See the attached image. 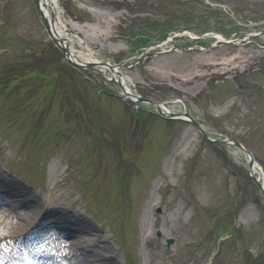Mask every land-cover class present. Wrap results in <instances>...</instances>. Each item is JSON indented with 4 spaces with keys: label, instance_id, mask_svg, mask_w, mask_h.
I'll list each match as a JSON object with an SVG mask.
<instances>
[{
    "label": "rangeland",
    "instance_id": "374dc122",
    "mask_svg": "<svg viewBox=\"0 0 264 264\" xmlns=\"http://www.w3.org/2000/svg\"><path fill=\"white\" fill-rule=\"evenodd\" d=\"M58 6L77 49L123 65L69 70L34 1L0 0V264H264L243 150L117 97L124 77L239 140L264 181V0Z\"/></svg>",
    "mask_w": 264,
    "mask_h": 264
},
{
    "label": "water",
    "instance_id": "95a60500",
    "mask_svg": "<svg viewBox=\"0 0 264 264\" xmlns=\"http://www.w3.org/2000/svg\"><path fill=\"white\" fill-rule=\"evenodd\" d=\"M37 6L39 7V0H35ZM39 13L41 15V18L45 24V27H46V30L48 31V33L50 34L52 40L57 44V46L59 48H61V50L64 52V55H65V58L66 60L71 63V64H74V65H78V66H83L81 63H78L76 61H74L73 59H71V56H70V52H69V49L67 47V44L65 43V40L62 38V37H56L55 34L52 33L51 31V27L53 25V20L48 21V19L45 17V15L43 14V11L40 9L39 7ZM106 65L108 66H111L109 63H105ZM119 65H122L121 63L118 64ZM125 95H126V98L129 100L128 96H127V92H125ZM138 99L141 100V101H149V102H152L153 104H155V106L157 107L158 110H160L159 106H158V103L156 101H153L151 99H148V98H144V97H141V96H138ZM168 115L170 117H176V118H182V119H188L190 120L193 124H195L197 126V128L201 131V133L210 141H213V142H220V143H225V144H234L236 145L237 147L241 148L247 155H250L249 152L243 147V145L237 141V140H234V139H231V138H223L221 140H215V139H212L210 138L207 133L203 130V128L199 125V123L190 115L188 114L187 112L183 111L181 113H177V112H169ZM252 165V158H250V161H249V166ZM254 180L256 182H258V179L256 177H253ZM261 188L263 189L264 191V185L263 184H260ZM159 211V208L157 209ZM157 235H160V232L157 231ZM172 242V239L171 238H167L166 239V244L169 245L170 243Z\"/></svg>",
    "mask_w": 264,
    "mask_h": 264
},
{
    "label": "bare ground",
    "instance_id": "6f19581e",
    "mask_svg": "<svg viewBox=\"0 0 264 264\" xmlns=\"http://www.w3.org/2000/svg\"><path fill=\"white\" fill-rule=\"evenodd\" d=\"M40 6L41 8L43 9V11L45 13L48 14V16H50V12L53 13V15H55V27L57 28V30L60 32L61 30H63L65 28L64 33L65 31H67V24H66V18L62 16L61 12L59 11V7H58V0H40ZM60 28H59V26ZM61 33V32H60ZM62 34V33H61ZM67 35V41L69 43V47H70V52L76 56H78V59L81 60V61H85V60H88L90 61L91 63H95L97 62V59L95 58V56L93 55V53L90 51L89 47L87 46V44H84L85 46V49H77L74 45H73V42H74V39L76 38L79 42L81 43H84L83 40L75 35V34H72L69 32V34H66ZM81 57H84V59L80 58ZM97 66H100L103 70L107 69L109 70V68L106 66V65H102V64H97L95 63ZM120 83L122 84H125V90H129V87L126 85V82H125V78L124 77H121V80H120ZM252 169L253 171L255 170V164L253 163L252 165Z\"/></svg>",
    "mask_w": 264,
    "mask_h": 264
},
{
    "label": "trees",
    "instance_id": "16d2710c",
    "mask_svg": "<svg viewBox=\"0 0 264 264\" xmlns=\"http://www.w3.org/2000/svg\"><path fill=\"white\" fill-rule=\"evenodd\" d=\"M60 65H62V66H65L66 68L68 67L66 64H65V62L62 64V62H60L59 63ZM68 69L69 70H73V69H71L70 67H68ZM38 72H40V71H38ZM11 75H8L7 73H0V82H3V81H6V80H9L8 78L10 77ZM18 78H20V79H24L25 78V76H23V75H21V73L20 74H18ZM25 99H27V98H25ZM135 111H137V112H139V114H143L144 112L142 111V110H135Z\"/></svg>",
    "mask_w": 264,
    "mask_h": 264
}]
</instances>
